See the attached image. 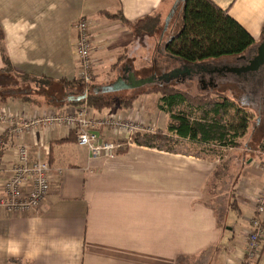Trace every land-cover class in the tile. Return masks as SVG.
<instances>
[{
	"label": "crops",
	"instance_id": "obj_1",
	"mask_svg": "<svg viewBox=\"0 0 264 264\" xmlns=\"http://www.w3.org/2000/svg\"><path fill=\"white\" fill-rule=\"evenodd\" d=\"M176 1L0 0L4 33L0 69L5 66L4 54L15 73L31 79H79L74 45L75 26L80 19L91 25L95 72L116 62L115 57L124 52L125 61H129L138 54L141 42L128 22L153 14L165 22ZM214 1L228 9L257 43L264 38V0ZM105 11L122 14L128 22L112 20L102 14ZM179 24L180 15L168 27L169 32L172 34ZM0 77L9 76L0 72ZM103 83L96 81L93 89L108 85ZM7 90L0 92V109L20 114L81 106H52L37 95L27 94L26 99ZM72 90L75 93L76 87ZM143 94L154 95L153 108H90V114L95 120L108 116L142 120L160 131L158 122L147 114L165 112L159 108L162 95L134 94L138 95L135 104ZM170 122L169 116L167 126ZM3 130L0 122V136ZM97 132L109 140H124L105 125H99ZM24 142L32 156L38 149L42 151L43 159L52 167L53 185L38 210L13 213L0 207V264L243 261L251 220L256 215V197L264 187L263 162L256 165L252 159L244 160L235 186L224 187V174L217 176V160L178 150L169 152L132 143L114 158L95 159L88 147L78 143L76 134L62 126L26 133ZM2 156L10 162L14 153L6 149ZM262 222L264 225V216ZM8 240L20 242L19 257L6 252ZM257 264H264V248Z\"/></svg>",
	"mask_w": 264,
	"mask_h": 264
},
{
	"label": "trees",
	"instance_id": "obj_2",
	"mask_svg": "<svg viewBox=\"0 0 264 264\" xmlns=\"http://www.w3.org/2000/svg\"><path fill=\"white\" fill-rule=\"evenodd\" d=\"M102 14L112 20L128 22L122 14L115 15L107 11ZM179 15L180 24L172 34L170 33V38L166 41L165 52L169 57L181 60L183 63L191 65L195 63L207 64V62L221 59H235L246 54L257 43L255 37L229 14L228 9H222L214 0H179L176 8H174L169 25ZM159 21V15L153 14L128 23L134 27L135 32L153 33ZM3 39L4 33L0 27V43ZM3 57L5 66L0 69V72L13 75L15 71L9 59L4 54ZM0 79L4 80L5 77H0ZM48 82L61 85L60 93L62 95L67 90H72V87H76V92L70 91L66 97L65 95L50 97V102L45 101V98H43L46 104H52V106L65 103H86L91 109L103 111L106 108L115 106L131 108L138 97V95H132L130 98L118 101L117 98L110 95L111 93L88 90L85 101L74 102L69 101L68 97L75 94L80 95L86 88L80 79H61L57 82L48 80ZM169 83L166 81L154 83L155 85L145 93H161L159 108L170 113L171 122L168 131L176 136L175 139L172 135L169 136L160 131L156 133L138 132L132 138L134 144L169 152L177 151L173 149L171 144L182 140L203 144L220 143L231 147L239 145L238 138L246 134L250 116L242 113L240 108L236 109L233 115H230V109L233 107L234 101L225 94L216 98L211 95L192 97L185 91L174 86H168ZM239 89L243 91L242 87H239ZM251 89H254L255 94L250 92V96L260 95L261 91L258 92L256 88ZM26 95V93L20 92V96H25L28 99ZM186 103L192 108L200 110L201 115L194 116L193 112H187L186 110L174 111L175 106L185 105ZM262 147L264 148V146Z\"/></svg>",
	"mask_w": 264,
	"mask_h": 264
},
{
	"label": "built area",
	"instance_id": "obj_3",
	"mask_svg": "<svg viewBox=\"0 0 264 264\" xmlns=\"http://www.w3.org/2000/svg\"><path fill=\"white\" fill-rule=\"evenodd\" d=\"M75 54L78 64V77L89 84L94 73L95 62L92 52L95 41L90 22L80 19L76 26ZM90 107L83 103L80 107L65 111L48 110L20 114L8 109H0V122L4 124L0 136V207L8 212L27 213L40 209L45 203L53 185L51 165L42 157V151L30 154L24 142L26 133L41 128L62 126L73 131L79 144L88 147L95 159L114 158L127 145L132 144L133 135L145 128L156 129L142 120L108 116L95 120ZM99 125L111 127L122 140H109L99 134ZM6 149L13 151L14 158L3 159ZM256 215L251 220L252 230L245 245V256L240 264H257L264 248V187L256 197Z\"/></svg>",
	"mask_w": 264,
	"mask_h": 264
},
{
	"label": "rangeland",
	"instance_id": "obj_4",
	"mask_svg": "<svg viewBox=\"0 0 264 264\" xmlns=\"http://www.w3.org/2000/svg\"><path fill=\"white\" fill-rule=\"evenodd\" d=\"M173 22L174 20L171 21L170 25H172ZM164 24V20H160L153 33L146 31L137 32L140 36L139 40L141 42V48L138 54L134 56L135 58H129V61H125L124 52L116 56V62L112 63L110 66L99 68L97 72L94 70L92 80L89 84H87L88 87L83 83L86 86L84 92H88V90L94 92L93 84L96 81L98 84L103 83V81L106 82L103 84H110L111 82L115 81L119 75L124 74V68L127 67L125 63L129 64V66L135 70L138 77H147L152 74L161 75L162 72L164 73L167 70L179 67L181 64L179 61L165 54L166 52L164 49L166 41L170 37V32L168 30L169 28L166 31L164 30ZM222 60L226 62L235 61L233 58L221 59L218 61ZM207 63H213V61ZM214 63L219 64L217 62ZM8 76L9 77L5 78L4 80L0 79V92L3 91V89H8L11 93L19 95L20 92H23L26 94L37 95L42 99L45 98V101L50 102V97H62L64 95L66 97V95L71 91L67 90V92L62 95L60 93L61 85L38 79H31L18 73H14L13 75L9 74ZM191 77L192 81H190L191 79L188 78L185 79L186 82H177L173 80L168 84V86H174L182 91H185L192 97L197 95H211L213 98H216L219 95H227L232 101L235 102L233 107L230 109V115H233L235 110L240 108L242 113H246L250 116L249 127L246 134L241 138H238V146L231 147L220 143L203 144L192 142L190 140H182L178 143H172L171 145L174 150L217 160L220 164V169H218L217 176H220L222 173L224 174L222 178L224 181V187L235 186V182L241 174V163H243L244 160L247 161L248 159L249 161L252 159L253 162L257 163L256 165H260L261 162L264 163V148L262 147L264 146V111L261 110L260 107H253L251 105L252 102L248 103L247 99H244V101L241 100L246 95V92L241 91L233 81H229L227 84L221 85L214 89H203L199 85V78L196 75ZM154 85L155 84H149L137 89L121 90L111 93L110 95L113 98H117L119 101L120 99L128 97L130 98L134 94L143 92L145 93V91L151 89ZM153 97L154 95H141V100H138L136 104L134 102L132 108H139V106H142L141 108H153ZM262 101V99L259 100L257 105ZM180 110L193 112L194 116L201 115L200 110L197 108H192L188 103L174 107V111L177 112ZM160 113L161 114L157 115L154 114V111H152L147 115L149 118L158 122V125L161 129L160 132L171 136L172 134L168 131L167 126L170 113L167 110L165 112L160 111ZM146 120L148 119L146 118ZM154 120L152 122H155ZM151 126L153 127L154 125ZM156 132H159V130L151 129V127L139 131V133ZM172 137L175 139L176 136L172 135ZM183 264L189 263L187 261H183Z\"/></svg>",
	"mask_w": 264,
	"mask_h": 264
},
{
	"label": "flooded vegetation",
	"instance_id": "obj_5",
	"mask_svg": "<svg viewBox=\"0 0 264 264\" xmlns=\"http://www.w3.org/2000/svg\"><path fill=\"white\" fill-rule=\"evenodd\" d=\"M255 53L256 52L253 49L249 50L245 57L239 59L235 58V61L226 62L222 60L214 61L219 64H215L213 62L195 66L192 68L191 72H193V76L196 75L199 78V85L203 89H214L221 85L227 84L229 81H233L236 85L242 87L244 92H246V95L241 100L244 101V99H247L248 103L252 102L251 105L253 107H260V109L264 111V65H262L258 70L240 72L234 71V69L246 67L252 64V59ZM129 71H131L130 68ZM191 76V74L189 76L187 73H183L180 74L178 78L170 80V82L173 80L177 82H186L185 79H191ZM190 81H192V79ZM251 88H256L258 92L261 91L260 95L250 96V92L255 94L254 89ZM261 99L263 101L257 105V102Z\"/></svg>",
	"mask_w": 264,
	"mask_h": 264
},
{
	"label": "water",
	"instance_id": "obj_6",
	"mask_svg": "<svg viewBox=\"0 0 264 264\" xmlns=\"http://www.w3.org/2000/svg\"><path fill=\"white\" fill-rule=\"evenodd\" d=\"M179 0L176 1L173 9L171 10L170 14L166 18L165 24H164V30L166 31L168 29V25L170 23L171 16L174 13V8H176ZM255 50V55L252 59V64L234 69V71L240 72V71H250V70H258L262 65H264V38L256 43L250 50ZM246 54L241 55L239 58L245 57ZM181 61V60H180ZM204 65L202 63H195L193 65L183 63L182 66L176 67L171 69L170 71L164 72L161 75L152 74L147 77H138L135 73V71L131 70L129 71L128 67L124 68V74L119 75L115 81L111 82L108 85H104L101 88L95 89L94 92H105V93H112V92H118L121 90H127V89H137L144 87L149 84H154L160 81H166L170 82V80L178 78L180 74L187 73L189 76L190 74L193 76V72H191L192 68L195 66ZM88 92L85 91L81 95H70L68 97L69 101H85L87 99Z\"/></svg>",
	"mask_w": 264,
	"mask_h": 264
},
{
	"label": "clouds",
	"instance_id": "obj_7",
	"mask_svg": "<svg viewBox=\"0 0 264 264\" xmlns=\"http://www.w3.org/2000/svg\"><path fill=\"white\" fill-rule=\"evenodd\" d=\"M5 250L9 255L19 257L21 254V244L19 241L8 240Z\"/></svg>",
	"mask_w": 264,
	"mask_h": 264
}]
</instances>
